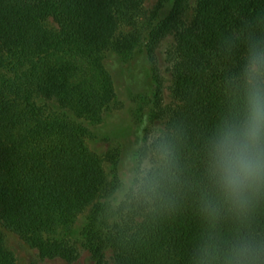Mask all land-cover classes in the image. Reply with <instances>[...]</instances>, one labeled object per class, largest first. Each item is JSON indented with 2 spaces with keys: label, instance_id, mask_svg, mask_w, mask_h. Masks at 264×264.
Returning <instances> with one entry per match:
<instances>
[{
  "label": "trees",
  "instance_id": "obj_1",
  "mask_svg": "<svg viewBox=\"0 0 264 264\" xmlns=\"http://www.w3.org/2000/svg\"><path fill=\"white\" fill-rule=\"evenodd\" d=\"M169 1L142 48L152 59L159 41L175 34L169 57L176 104L157 106L155 74L152 104L175 141L179 179L154 211L124 214L102 203L89 213L85 234L95 264H107L106 249L112 264H196L194 255L210 235L227 240L247 228L264 234V200L250 223L231 214L209 222L201 211L210 188L206 144L234 107L231 77L247 39L264 36V0H195L189 25L180 24L187 0H160L158 9ZM143 3L0 0V221L39 259L78 258L61 234L97 200L105 172L70 114L94 120L112 106L115 90L103 57L127 40L121 31L137 22ZM227 40L234 42L231 52ZM0 264H15L1 236Z\"/></svg>",
  "mask_w": 264,
  "mask_h": 264
},
{
  "label": "clouds",
  "instance_id": "obj_2",
  "mask_svg": "<svg viewBox=\"0 0 264 264\" xmlns=\"http://www.w3.org/2000/svg\"><path fill=\"white\" fill-rule=\"evenodd\" d=\"M231 52L234 42L227 40ZM235 85L234 107L216 125L206 144V172L210 185L202 204L209 222L231 214L242 224L251 222L264 200V36H250L243 48ZM143 152L126 159L113 206L123 213L144 207L154 211L169 199L178 181L177 149L167 129L157 127ZM196 264H264V234L238 229L227 240L215 235L194 255Z\"/></svg>",
  "mask_w": 264,
  "mask_h": 264
},
{
  "label": "rangeland",
  "instance_id": "obj_3",
  "mask_svg": "<svg viewBox=\"0 0 264 264\" xmlns=\"http://www.w3.org/2000/svg\"><path fill=\"white\" fill-rule=\"evenodd\" d=\"M159 2L160 0H144L137 22L121 31V37L131 42L122 40V44L104 54L103 63L112 78L115 90L112 106L94 120L76 118L70 114L71 120L83 131L86 147L100 158L105 172V185L97 200L79 215L72 227L61 234L77 249V260L67 263L59 259H39L34 249L28 247L16 234L5 229L0 221V236L4 248L12 253L15 264H95V247L85 234L89 213L102 203L113 206L126 159H134L143 152L147 137L157 127L165 128V120L157 117L152 104L154 74L160 83L157 106L168 109L176 104L170 91L169 57L175 46L174 32L159 41L152 59L146 57L142 48L152 25L163 19L170 10L171 1L161 10L158 9ZM194 2L195 0H187V10L180 19V24L191 23ZM124 44L132 47L126 51ZM50 106L57 108L52 102ZM103 255L107 264H112V251L106 249Z\"/></svg>",
  "mask_w": 264,
  "mask_h": 264
}]
</instances>
